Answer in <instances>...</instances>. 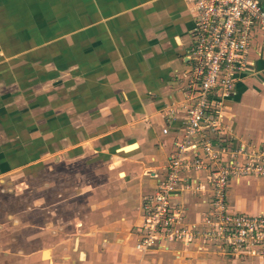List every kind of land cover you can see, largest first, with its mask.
I'll return each instance as SVG.
<instances>
[{"label":"crops","instance_id":"crops-1","mask_svg":"<svg viewBox=\"0 0 264 264\" xmlns=\"http://www.w3.org/2000/svg\"><path fill=\"white\" fill-rule=\"evenodd\" d=\"M190 6L0 0V201L15 189V197L37 193L30 202L24 197L26 212L2 218L0 210V264H264L233 260L201 242L135 248L143 196L165 174L185 119ZM250 57L225 104L236 134L259 145L264 51L256 46ZM188 175L204 180L205 173ZM179 199L189 220H199L201 198L184 192ZM229 203L236 212L264 214V177L232 180ZM6 226L17 231L11 241L25 245L5 249Z\"/></svg>","mask_w":264,"mask_h":264},{"label":"built area","instance_id":"built-area-1","mask_svg":"<svg viewBox=\"0 0 264 264\" xmlns=\"http://www.w3.org/2000/svg\"><path fill=\"white\" fill-rule=\"evenodd\" d=\"M190 12L185 119L172 139L165 174L143 196L135 248L145 253L201 242L233 260L264 262V214L236 212L229 203L232 180L264 177V143L239 137L225 104L253 64L251 49L264 51V0H191ZM163 131L169 133V127ZM192 172L205 173L204 180L193 179ZM184 192L205 204L199 220H189L179 199Z\"/></svg>","mask_w":264,"mask_h":264},{"label":"rangeland","instance_id":"rangeland-1","mask_svg":"<svg viewBox=\"0 0 264 264\" xmlns=\"http://www.w3.org/2000/svg\"><path fill=\"white\" fill-rule=\"evenodd\" d=\"M18 192V190H14L13 192H11L10 194H13V195H10V198H9V195H7L8 193L4 194L3 196H5V199L6 201H0V210L2 212V218L3 216L6 214L5 212H20L21 210H24L23 212H26L25 209V205H26V202H25V198L24 197H27L29 195V193L27 191L25 192H22L23 194L21 195L22 197H15L14 194ZM35 196H37V193H31L29 195V201H31V199H33ZM57 197L54 196V194H51L50 195V200H56ZM1 199V197H0ZM6 204H8L6 206ZM28 205L30 203H27ZM20 209V210H19ZM69 211H71V213H73V209H70ZM70 213V214H71ZM24 223V221H22ZM5 233L3 232V235H2V240L5 239V242L3 243L4 246H5V249H17L19 248L20 246L22 245H25L24 241H21L20 239H17L15 242L14 241H11V238H13L14 234H16V232L13 233V231L15 229H10L8 230V226L5 227ZM25 229V228H24ZM22 229V232L24 233L25 230ZM22 232L20 231V234H22ZM36 242L34 241L32 244H30L29 246H33Z\"/></svg>","mask_w":264,"mask_h":264},{"label":"bare ground","instance_id":"bare-ground-1","mask_svg":"<svg viewBox=\"0 0 264 264\" xmlns=\"http://www.w3.org/2000/svg\"><path fill=\"white\" fill-rule=\"evenodd\" d=\"M133 148H134L133 146H131V147H127L126 150H131V149H133Z\"/></svg>","mask_w":264,"mask_h":264}]
</instances>
